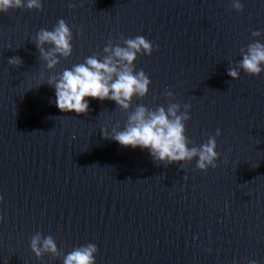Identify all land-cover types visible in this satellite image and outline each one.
Masks as SVG:
<instances>
[{
	"label": "water",
	"instance_id": "95a60500",
	"mask_svg": "<svg viewBox=\"0 0 264 264\" xmlns=\"http://www.w3.org/2000/svg\"><path fill=\"white\" fill-rule=\"evenodd\" d=\"M242 2L243 12L232 0H44L43 11L0 14V264H62L32 251L37 232L64 254L98 245L97 264H264V74L228 75L264 41L252 35L264 32V0ZM61 18L74 52L49 70L33 41ZM139 35L156 50L136 62L153 83L133 108L191 103L194 145L222 130L217 167L157 164L105 139L102 128L127 122L114 101L92 99L87 114L56 107L49 77Z\"/></svg>",
	"mask_w": 264,
	"mask_h": 264
},
{
	"label": "clouds",
	"instance_id": "9594fccd",
	"mask_svg": "<svg viewBox=\"0 0 264 264\" xmlns=\"http://www.w3.org/2000/svg\"><path fill=\"white\" fill-rule=\"evenodd\" d=\"M232 7L244 11L242 0H232ZM23 8L43 11L44 0H0V14ZM252 35L260 38L264 37V32L257 30ZM73 40L72 27L61 18L53 29H40L33 42L39 50V59L46 64L47 69L55 70L61 64V58L72 56ZM121 40L122 44L109 41L103 54L85 57L83 62L64 68L61 73L45 81L55 89L56 107L64 113L87 114L92 99L114 101L119 108L128 112L127 122L123 125L117 123L111 131L108 127L102 128L105 139L114 140L123 147L146 150L157 164L183 162V167L185 163L195 160L196 166L203 171L217 167L220 157L217 136L223 134L222 130L217 129L216 134L209 136L206 143L194 145L187 135L186 123L191 120V103L173 102L166 107L159 105L155 108L137 104L133 108L137 97L145 98L150 94L153 83L143 69L137 71L136 62L139 56H151L156 46L143 35L135 38L121 36ZM9 48L12 46L9 45ZM8 63L21 66L23 59L15 56L9 58ZM241 70L254 76L264 74V41L257 39L246 50H242V59L228 69V75L239 79ZM166 95L170 99L175 97L171 90ZM3 200L0 194V203ZM3 220L4 217L0 215V223ZM30 246L40 259L46 254H52L62 256V264H97L99 247L94 243L64 254L54 236H44L37 232L32 236ZM249 264L259 262L251 259Z\"/></svg>",
	"mask_w": 264,
	"mask_h": 264
}]
</instances>
